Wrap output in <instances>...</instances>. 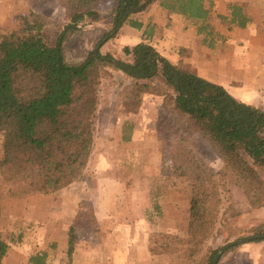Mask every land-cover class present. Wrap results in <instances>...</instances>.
I'll return each instance as SVG.
<instances>
[{
	"label": "trees",
	"instance_id": "1",
	"mask_svg": "<svg viewBox=\"0 0 264 264\" xmlns=\"http://www.w3.org/2000/svg\"><path fill=\"white\" fill-rule=\"evenodd\" d=\"M102 1L61 0L67 24L54 45L46 32L50 20L37 13L19 15L18 27L0 35V201L53 194L81 176L94 153L101 80L110 70L135 82H160L163 88L158 93L165 107L188 118L238 177L249 205L263 209L264 179L257 168L264 170V111L237 100L222 85L189 67L173 64L146 41L126 47L124 59L102 53L123 26L141 28L133 17L157 0H112L114 8L107 17L94 8ZM161 5L203 22L199 32H206L210 10L205 0L164 1ZM86 18L106 22V31L92 50L83 52L80 61L70 62L68 42ZM221 19L242 29L250 23L237 5L231 7L229 17ZM179 160L184 173L193 178L187 237L159 236L189 247L182 257L194 264H219L246 244L264 242L263 221L232 242L206 246L219 215L216 175L188 151L179 154ZM75 229L70 230V258L77 241ZM7 248L0 240V264ZM201 254L200 262L194 260Z\"/></svg>",
	"mask_w": 264,
	"mask_h": 264
},
{
	"label": "rangeland",
	"instance_id": "2",
	"mask_svg": "<svg viewBox=\"0 0 264 264\" xmlns=\"http://www.w3.org/2000/svg\"><path fill=\"white\" fill-rule=\"evenodd\" d=\"M21 1L23 0H16L19 7H6V11L5 7L0 5V35L18 27L19 15L37 13L50 20L46 32L54 45L67 24L66 10L61 0L54 11L52 7H48L46 1L26 0L27 5L24 6L20 5ZM164 1L174 0H157L155 4L162 9L161 4ZM3 2L0 0V4ZM207 7L211 17L206 23V32L200 33L205 36L204 43L210 42L213 47L228 43L225 32L230 30L231 24L229 20L221 19L227 16L217 15V11L213 9L214 4ZM94 8L107 17L114 8V3L112 0H105L95 4ZM245 10L247 12V9ZM172 14L186 19L188 24L197 30L202 28L201 21L189 19L178 13ZM98 23L99 26L86 18L81 24L80 31L70 39L67 45L70 62L80 61L83 52L92 50L103 36L104 33L91 26L95 24L99 29H106L107 23L103 21ZM119 56L124 57V50ZM144 84L146 88L142 87ZM149 84L135 82L116 71L109 70V73L103 76L96 119L95 154L76 181L91 180L92 176L99 175L98 169L94 166L97 158L104 155L113 165V176L125 179L124 185L114 188L117 195L115 206L119 208L123 220L129 221L138 217L137 215L133 217L132 213H137L138 207H141L145 210V219L157 227L150 235L152 253L162 256L164 264H194L193 261L189 262L182 257L189 247L174 238L166 239L159 236L164 233L186 238L188 233L193 178L181 169L179 154L188 151L190 156H196L200 162L212 168L216 175L219 215L213 237L208 240L206 246L216 248L232 242L253 226L259 225L264 221V208L253 209L249 205L238 177L227 166L218 151L195 130L188 118L165 107L163 98L158 93L163 88L160 82ZM2 146L3 136L0 133V150ZM257 170L264 179V170L260 168ZM122 189L127 192H122ZM5 191L6 189H2V192ZM85 207L86 210L79 215L81 228L77 230L79 226H76V236L78 234L92 236L96 229L91 205L85 204ZM175 223H178L177 229L171 227ZM151 236H154V239L151 240ZM236 254L238 253L226 255L228 259L225 264H231L232 260H234L232 264H238ZM201 259L202 254L194 260L200 262ZM241 264L246 263L242 261Z\"/></svg>",
	"mask_w": 264,
	"mask_h": 264
},
{
	"label": "crops",
	"instance_id": "3",
	"mask_svg": "<svg viewBox=\"0 0 264 264\" xmlns=\"http://www.w3.org/2000/svg\"><path fill=\"white\" fill-rule=\"evenodd\" d=\"M3 1L0 5L5 7L4 11L6 7H19L16 0ZM41 1H46L53 11L60 5V0ZM212 4L217 15L227 17L231 7L240 6L250 23L244 29L231 25L225 32L228 43L213 47L210 42L204 43L205 36L186 19L153 4L133 17L141 28L123 26L117 37L103 46L102 53L120 57L126 47L146 41L173 64L188 66L201 77L222 85L237 100L264 111V0L205 1L206 7ZM20 5H27V1H21ZM93 25L90 26L105 33L106 29L97 28L100 23H96L97 27ZM102 156L94 166L99 175L92 176L91 180L75 181L53 194L0 201V240L8 246L1 264L165 263L162 256L151 251L150 235L157 227L145 219V210L138 207L137 213H132L138 217L123 220L115 206L114 188L124 185L125 179L115 178L113 165ZM85 204L91 205L96 229L89 237L78 234L70 258V230L79 226V215L86 210ZM171 227L177 229L178 223ZM263 248L264 242L244 245L236 254L238 264L242 261L264 264L261 262ZM227 259L228 256L223 257L219 264H225Z\"/></svg>",
	"mask_w": 264,
	"mask_h": 264
}]
</instances>
